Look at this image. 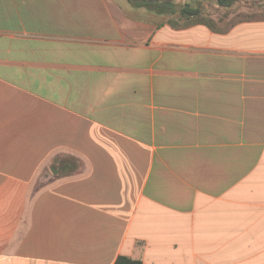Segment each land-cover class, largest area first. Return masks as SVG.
Masks as SVG:
<instances>
[{
    "label": "crops",
    "instance_id": "0c3cea01",
    "mask_svg": "<svg viewBox=\"0 0 264 264\" xmlns=\"http://www.w3.org/2000/svg\"><path fill=\"white\" fill-rule=\"evenodd\" d=\"M171 1L0 0V264H264V0Z\"/></svg>",
    "mask_w": 264,
    "mask_h": 264
},
{
    "label": "trees",
    "instance_id": "16d2710c",
    "mask_svg": "<svg viewBox=\"0 0 264 264\" xmlns=\"http://www.w3.org/2000/svg\"><path fill=\"white\" fill-rule=\"evenodd\" d=\"M135 9H144L148 14L163 15L167 14L168 21H173L177 16L174 3L171 0H126ZM218 5L223 8H231L238 3L246 2V0H217ZM204 11L199 8H192L189 5L183 7L178 14L179 19H194L196 22L206 21L203 16ZM115 264H143L141 260L133 259L128 256H120Z\"/></svg>",
    "mask_w": 264,
    "mask_h": 264
},
{
    "label": "rangeland",
    "instance_id": "374dc122",
    "mask_svg": "<svg viewBox=\"0 0 264 264\" xmlns=\"http://www.w3.org/2000/svg\"><path fill=\"white\" fill-rule=\"evenodd\" d=\"M126 1V0H125ZM177 4V3H176ZM244 5V6H243ZM241 5L242 7L241 8V12H247V14H254V15H258V16H264V8H260V7H255L254 9H251L253 8V5H250V4H243ZM138 11L142 10V9H137ZM144 10V9H143ZM145 14H147V12H145ZM150 17H157L156 14H148ZM155 15V16H154ZM147 16V15H146ZM148 17V16H147Z\"/></svg>",
    "mask_w": 264,
    "mask_h": 264
},
{
    "label": "water",
    "instance_id": "95a60500",
    "mask_svg": "<svg viewBox=\"0 0 264 264\" xmlns=\"http://www.w3.org/2000/svg\"><path fill=\"white\" fill-rule=\"evenodd\" d=\"M180 8H181V7H178V6L175 7L176 10H179Z\"/></svg>",
    "mask_w": 264,
    "mask_h": 264
}]
</instances>
